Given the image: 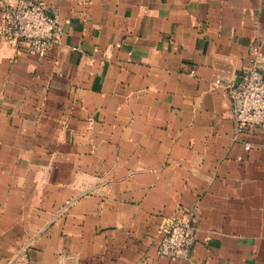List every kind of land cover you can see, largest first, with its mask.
Listing matches in <instances>:
<instances>
[{
    "label": "crops",
    "instance_id": "obj_1",
    "mask_svg": "<svg viewBox=\"0 0 264 264\" xmlns=\"http://www.w3.org/2000/svg\"><path fill=\"white\" fill-rule=\"evenodd\" d=\"M39 1L61 44L0 38V264H264V127L228 98L264 73V0ZM189 213L191 258H159Z\"/></svg>",
    "mask_w": 264,
    "mask_h": 264
},
{
    "label": "built area",
    "instance_id": "obj_2",
    "mask_svg": "<svg viewBox=\"0 0 264 264\" xmlns=\"http://www.w3.org/2000/svg\"><path fill=\"white\" fill-rule=\"evenodd\" d=\"M0 38L16 50L29 55H44L61 44L65 23L59 12L39 0H3L0 5ZM241 74L238 84L228 88V98L241 136L264 127V73L259 68L260 55ZM251 145L245 144L250 150ZM196 216L164 219L151 238L159 258L189 260L196 243Z\"/></svg>",
    "mask_w": 264,
    "mask_h": 264
}]
</instances>
